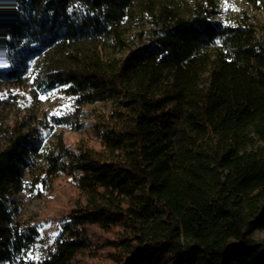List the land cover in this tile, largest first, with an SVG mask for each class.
Returning <instances> with one entry per match:
<instances>
[{"label": "trees", "instance_id": "16d2710c", "mask_svg": "<svg viewBox=\"0 0 264 264\" xmlns=\"http://www.w3.org/2000/svg\"><path fill=\"white\" fill-rule=\"evenodd\" d=\"M219 5L0 0V86L33 74L78 105L57 124L92 120L74 145L39 122L9 134L0 121V264H74L96 248L87 226L121 231L115 264H264V29L247 13L217 21ZM138 12L155 38L118 58ZM94 104L108 110L79 108ZM26 170L39 189L69 179L79 193L40 260L28 258L40 231L14 199Z\"/></svg>", "mask_w": 264, "mask_h": 264}, {"label": "rangeland", "instance_id": "374dc122", "mask_svg": "<svg viewBox=\"0 0 264 264\" xmlns=\"http://www.w3.org/2000/svg\"><path fill=\"white\" fill-rule=\"evenodd\" d=\"M244 13L252 16L260 28L264 29V6L252 7L247 0H220L216 20L223 24H233ZM124 31L128 49L125 52H117L115 55L118 58L126 56L132 49L149 44L154 40L158 28L150 16L138 12L124 23ZM33 80L31 74L21 86L1 84L0 121L5 132L10 134L21 130L25 133L27 127H37L39 122L42 127L47 126L53 132L61 133L69 145H74L80 139L89 138L92 120L88 119L87 115L83 119L87 125L82 129H75L70 124H57L55 121L56 117H63L78 107L74 99L67 97L61 87L39 91ZM79 108L82 112L94 109L97 112L108 110V107L101 104ZM78 198V190L69 179H58L51 188L39 189L32 184L29 171H25L23 189L14 196V199L20 207L18 219L37 226L40 231V237L30 252L29 259L40 260L48 255ZM120 232L119 229L106 232L96 226H87L88 236L96 248L79 255L74 264H115L108 246ZM261 238L264 240V235Z\"/></svg>", "mask_w": 264, "mask_h": 264}]
</instances>
